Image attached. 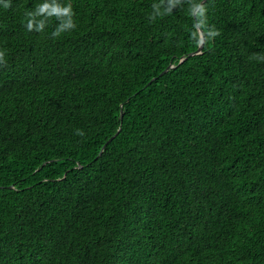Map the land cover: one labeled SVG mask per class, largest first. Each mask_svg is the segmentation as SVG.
Masks as SVG:
<instances>
[{
	"label": "trees",
	"instance_id": "16d2710c",
	"mask_svg": "<svg viewBox=\"0 0 264 264\" xmlns=\"http://www.w3.org/2000/svg\"><path fill=\"white\" fill-rule=\"evenodd\" d=\"M201 1L4 0L0 264H264V0Z\"/></svg>",
	"mask_w": 264,
	"mask_h": 264
},
{
	"label": "clouds",
	"instance_id": "9594fccd",
	"mask_svg": "<svg viewBox=\"0 0 264 264\" xmlns=\"http://www.w3.org/2000/svg\"><path fill=\"white\" fill-rule=\"evenodd\" d=\"M0 6H2L3 8H8L9 5L8 3H5L4 0H0ZM48 8V6L45 4V5H41L38 9V11H45L46 9ZM51 11H56V9H52ZM204 8L201 7L200 8V16L203 17V14H204ZM60 12L64 15H71V6L69 5L68 7H65L64 9H61ZM29 15H33V14H29ZM49 15H51V12H49ZM201 23V26H203L204 24V20L201 19L200 21ZM73 24L71 22L67 23V24H64L62 25L55 33H53L54 36H58L60 34L61 31H64V30H67V29H71L73 28ZM27 28L29 30H31V21L29 20L28 23H27ZM36 31H39V29H37ZM210 36H215L217 35L216 32H210L209 33ZM4 62V53L2 51H0V63H3Z\"/></svg>",
	"mask_w": 264,
	"mask_h": 264
},
{
	"label": "water",
	"instance_id": "95a60500",
	"mask_svg": "<svg viewBox=\"0 0 264 264\" xmlns=\"http://www.w3.org/2000/svg\"><path fill=\"white\" fill-rule=\"evenodd\" d=\"M206 1H207V0H202L201 3L198 5V7L196 8V10H195L194 13H193L194 17H195V15H196V12L200 9L201 5H203ZM198 33H199V36H200V44H199V46H198V48H197V50H196L195 52L189 54V57H191V56H195V55H198V54H200L201 51H202L203 43H204V37L202 36L201 30H200L199 28H198ZM184 60H185V58H182V59L180 60V63H182ZM172 68H173V66H172V65H169V66L167 67V69L164 70L162 73H165L167 70L172 69ZM116 135H117V134H115L114 136H112V137L108 140V142H110L112 139H114ZM105 146H106V144L104 145V147H105ZM104 147H103V149H104Z\"/></svg>",
	"mask_w": 264,
	"mask_h": 264
}]
</instances>
